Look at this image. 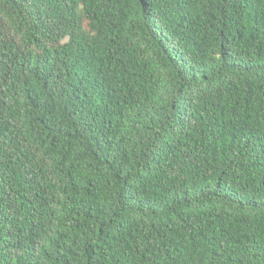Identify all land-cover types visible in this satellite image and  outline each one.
<instances>
[{"label":"trees","instance_id":"obj_1","mask_svg":"<svg viewBox=\"0 0 264 264\" xmlns=\"http://www.w3.org/2000/svg\"><path fill=\"white\" fill-rule=\"evenodd\" d=\"M0 264H264V0H0Z\"/></svg>","mask_w":264,"mask_h":264}]
</instances>
